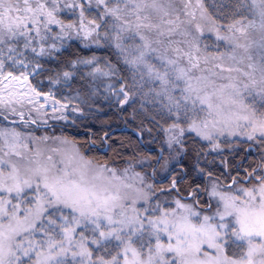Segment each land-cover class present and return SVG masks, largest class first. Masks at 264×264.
Segmentation results:
<instances>
[{"label":"snow or ice","instance_id":"6c2138e0","mask_svg":"<svg viewBox=\"0 0 264 264\" xmlns=\"http://www.w3.org/2000/svg\"><path fill=\"white\" fill-rule=\"evenodd\" d=\"M0 264H264V0H0Z\"/></svg>","mask_w":264,"mask_h":264}]
</instances>
